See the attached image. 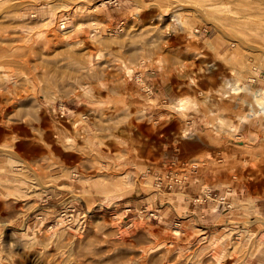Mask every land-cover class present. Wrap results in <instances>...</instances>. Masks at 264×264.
<instances>
[{
	"label": "rangeland",
	"instance_id": "1",
	"mask_svg": "<svg viewBox=\"0 0 264 264\" xmlns=\"http://www.w3.org/2000/svg\"><path fill=\"white\" fill-rule=\"evenodd\" d=\"M156 1L0 0V264H264V3Z\"/></svg>",
	"mask_w": 264,
	"mask_h": 264
},
{
	"label": "bare ground",
	"instance_id": "2",
	"mask_svg": "<svg viewBox=\"0 0 264 264\" xmlns=\"http://www.w3.org/2000/svg\"><path fill=\"white\" fill-rule=\"evenodd\" d=\"M139 2H140V0H138ZM216 2L217 3H222L223 2V0H216ZM255 3H257L258 5H259V7H261V5H263V1L262 0H256L255 1ZM154 4V3H153ZM224 4V3H223ZM143 5V4H142ZM181 5H192V2L191 1H189V0H158V1H156L155 2V6H159V7H170V8H172V7H177V6H181ZM186 8V7H185ZM218 11L220 12L219 14H224V16H222V15H216V14H208V13H203L202 14V17H203V19H204V21L206 22V23H208V24H210V25H212L213 27H214V29L216 30V35H217V38L219 37H225V34H224V31H225V29H226V26H229V25H231V23L232 22H234L233 21V18H230V16H228V14L230 13V12H234L233 10H232V8H228V7H221V8H218ZM246 12H247V8H244L243 9V17H244V14H246ZM174 16H176L175 14H174ZM2 17V16H1ZM260 18H262V16L261 15H258V19H260ZM256 28L260 31H262V32H264V24H261V23H259V22H256ZM167 29V28H166ZM170 31H172V30H170ZM199 32V31H198ZM157 34H158V40H157V42L155 43V44H152V45H149L148 47H144V48H141V50H142V54H141V52L140 51H138V50H131L130 52H129V56L131 57L130 58V60L131 61H134L135 60V63H137L138 62V64H137V66H141V59H143V54L144 53H146L147 55H154V54H156V53H158V54H160V53H163L164 51H166V47L168 46V45H170L169 43H170V36L168 37V36H166L164 33H163V29L162 28H157ZM173 38V37H172ZM171 38V39H172ZM214 39H216V38H214ZM172 41H174V40H172ZM217 41H218V39H217ZM112 43V42H111ZM110 41H108V40H99V44H101L102 46H104V47H110ZM172 43V42H171ZM216 43H218V42H216ZM209 44H211V45H213L214 43H213V41H209ZM172 46V45H171ZM213 47V46H212ZM216 47V46H215ZM170 48V47H169ZM214 48V47H213ZM74 56H76L75 54H74ZM80 59V58H79ZM77 61V60H76ZM79 61V60H78ZM82 61V60H81ZM84 64V63H83ZM122 66H121V68L122 69H124V71L127 73V72H130V71H132L131 69H129L127 66H126V63H124V61H122ZM88 67V66H87ZM51 69H52V67H51ZM51 69H49L48 68V70H51ZM262 69L264 70V65L262 66ZM52 71V70H51ZM88 71V70H87ZM53 72V71H52ZM56 74V73H55ZM50 75H54V73L52 74H50ZM54 76H56V75H54ZM56 77H58V76H56ZM61 77V76H60ZM258 78V77H260L259 76V74H252V78ZM52 78V77H51ZM50 78V79H51ZM54 78V77H53ZM92 78V77H91ZM57 80V79H56ZM52 81V80H51ZM78 81V80H77ZM46 83H48V82H46ZM46 86H47V84H45ZM50 85V84H49ZM62 85V84H61ZM74 85V84H73ZM55 86V85H54ZM63 86V85H62ZM50 88H51V86H50ZM73 88V87H72ZM0 89H2L1 87H0ZM61 89V88H60ZM69 90H70V88H68ZM62 91H63V89H61ZM67 90V89H66ZM76 93V92H75ZM63 95H64V93H63ZM0 98H1V101H4V99L6 100V101H4V102H0V117H5V116H8V119L6 120V125H8L9 127H11V129L12 130H19L18 129V127H16V125L15 124H13V118H11L9 115H8V111H10L11 112V105L13 104V102H14V100H16L17 99V96H16V94L15 95H12V96H8V97H5L4 96V94H0ZM185 103H186V101H183V102H181V106L178 108V109H182L183 108V106L185 105ZM263 105H264V103H263ZM254 110H252L251 112H253ZM9 112V113H10ZM251 112L248 114V116H251V115H253V114H251ZM27 113H29V112H25V113H23V114H19V116L20 117H23L25 114H27ZM21 130H22V133H28L29 132V130L27 129H24V128H20ZM2 134H0V136H1ZM70 140V139H69ZM18 146H19V149L20 150H22V151H24V153L25 154H30V155H32V154H34V153H37V152H35V151H38V150H40L39 148H35V151L33 150V151H29L30 149H29V147H30V145L29 144H25V143H18ZM55 149L56 150H60L58 147H55ZM75 158V157H74ZM194 164V163H193ZM15 166H18V168L19 167H23V165H22V161L21 160H19V161H17L16 162V164H15ZM21 169V168H20ZM13 175H15V173H13ZM46 191V189L45 188H43L42 190H41V193H43V192H45ZM18 262H19V264H40V263H38L39 262V259H37V258H32V255L31 254H28V253H26V252H24V251H21L20 253H19V255H18Z\"/></svg>",
	"mask_w": 264,
	"mask_h": 264
},
{
	"label": "crops",
	"instance_id": "3",
	"mask_svg": "<svg viewBox=\"0 0 264 264\" xmlns=\"http://www.w3.org/2000/svg\"><path fill=\"white\" fill-rule=\"evenodd\" d=\"M229 150H241L239 147H238V144H236L235 146H232V147H229L228 148ZM193 171H195V169L194 168H191L190 170H189V168L188 169H186L182 174H181V176L179 177V178H176V180H175V182H174V184H175V186L173 187V188H175V191H177L176 192V195H178V196H181L180 194H182L183 192H178V191H180L179 190V188H181L183 185H187V182H189L188 184H196L197 183V185L200 183V181H201V179L203 178H201L200 176H198L197 175V173L200 171L201 173L202 172H204L205 171V169L204 168H202V169H200V168H198V171H197V173H191V172H193ZM202 183H204V181L202 182ZM200 184V185H198V191L202 194V193H204L205 195H206V197H208L209 195H210V190H211V186L209 187L208 186V189H206V185H203V184ZM264 183V182H263ZM186 187V186H185ZM253 187H257V185H254ZM261 187V186H260ZM200 189V190H199ZM188 196V195H187ZM191 198V197H190ZM191 200V199H190ZM191 204V203H190ZM178 207H179V205H178ZM205 208H206V206H204ZM248 207H250V208H256L257 206H256V201H250L249 203H248ZM186 208V207H185ZM204 208V209H205ZM209 208H211V205L209 206ZM179 209H181V206H180V208ZM195 209V212L193 213V215L191 216V217H193V220H195V221H198L199 219H200V215H199V212L201 213V210L200 209H198L197 210V208H194ZM200 210V211H199ZM208 210V209H207ZM199 211V212H198ZM200 225L202 226V224H201V222H200ZM201 250H206V254L205 255H207V256H210V255H212V253H213V250H212V244H211V242H209L207 245H203L202 246V248H200V251Z\"/></svg>",
	"mask_w": 264,
	"mask_h": 264
}]
</instances>
